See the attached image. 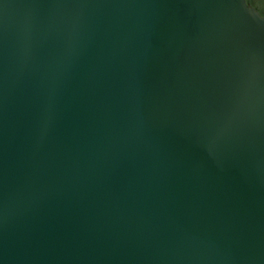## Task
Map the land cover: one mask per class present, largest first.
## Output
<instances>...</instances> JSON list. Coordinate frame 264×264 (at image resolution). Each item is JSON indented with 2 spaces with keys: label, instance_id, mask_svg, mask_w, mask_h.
Listing matches in <instances>:
<instances>
[{
  "label": "water",
  "instance_id": "obj_1",
  "mask_svg": "<svg viewBox=\"0 0 264 264\" xmlns=\"http://www.w3.org/2000/svg\"><path fill=\"white\" fill-rule=\"evenodd\" d=\"M0 264H264V0H0Z\"/></svg>",
  "mask_w": 264,
  "mask_h": 264
}]
</instances>
